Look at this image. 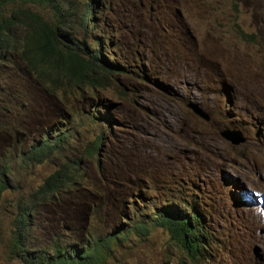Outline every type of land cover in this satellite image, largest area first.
I'll return each instance as SVG.
<instances>
[{"label": "rangeland", "instance_id": "374dc122", "mask_svg": "<svg viewBox=\"0 0 264 264\" xmlns=\"http://www.w3.org/2000/svg\"><path fill=\"white\" fill-rule=\"evenodd\" d=\"M91 1L87 41L121 67L94 94L112 120H89L72 139L84 202L63 213L41 209L34 244L69 235L71 222L82 224L74 216H88L108 193L123 210L138 192L158 206L197 202L210 249L191 261L156 227L129 234L106 264H264V0ZM85 2L51 0L37 10L51 17L53 5ZM12 74L6 67L0 76ZM191 101L208 112V121L187 107ZM225 127L240 130L246 141L232 144L220 135ZM98 133L100 151L88 157L84 144ZM64 160L53 156L23 171L24 190ZM11 210L0 209V264H23L8 256Z\"/></svg>", "mask_w": 264, "mask_h": 264}, {"label": "trees", "instance_id": "16d2710c", "mask_svg": "<svg viewBox=\"0 0 264 264\" xmlns=\"http://www.w3.org/2000/svg\"><path fill=\"white\" fill-rule=\"evenodd\" d=\"M50 1L0 0V75L6 67L14 72L0 76V209H12L8 256L23 264H106L129 234L147 235L158 226L191 258L202 255L210 249L209 229L197 202L171 200L152 204L145 212L150 197L138 192L124 206L127 211L119 210L109 193L92 204L88 216H74L82 224L71 222L65 230L69 235L34 244L41 209L63 213L84 202L78 182L83 174L71 140L84 120L111 121L98 108L105 105L103 100L96 101L94 94L121 68L105 57L99 44L87 41L92 4L53 5V15L44 17L37 8ZM101 138L97 134L88 142L85 153L97 154ZM55 154L65 158L61 165L40 185L24 190L22 172Z\"/></svg>", "mask_w": 264, "mask_h": 264}, {"label": "clouds", "instance_id": "9594fccd", "mask_svg": "<svg viewBox=\"0 0 264 264\" xmlns=\"http://www.w3.org/2000/svg\"><path fill=\"white\" fill-rule=\"evenodd\" d=\"M88 3L93 5V3H92L91 0H89ZM93 7H94V5H93ZM92 15H93V13L90 14V15H89V18L87 19V27H88V23H89V27H91V29H92V27H94V23H92V22L90 21ZM244 37H245V36H244ZM103 52H104V51H103ZM104 55H105V54H104ZM105 57H106V56H105ZM111 62H112V61H111ZM113 63H115V62H113ZM118 65H119V64H118ZM20 66H22V65H20ZM119 70H121V68H120ZM119 70H118V71H119ZM13 73H14V72H13ZM116 74H117V71H116ZM12 75H13V74H12ZM12 75H11V76H12ZM114 75H115V74H114ZM114 75L110 76L109 79H110L111 77H113ZM11 76H10V77H11ZM107 80H108V79H107ZM107 80H106L105 82H107ZM97 89H98V88H97ZM95 100L98 101V100H102V99H98V98H97V99H95ZM190 103L197 104V106H198L201 110H203L206 114H208V112H207L204 108L200 107L199 104H198L197 102H194V101L188 102V103H187V107H188V108H189L194 114L198 115L197 113H195V112H194V111L188 106V104H190ZM99 107H103V105H102V106H99ZM89 108H90V107H89ZM91 108H92V107H91ZM99 110H100V109H99ZM100 111H101V110H100ZM105 114H107V112H105ZM107 115H108V114H107ZM108 116H109V115H108ZM198 116H199V115H198ZM208 116H209V119H210V115H209V114H208ZM199 117H201V116H199ZM109 118L111 119V116H109ZM201 118H202V117H201ZM202 119H204V120H206V121L209 120V119L207 120V119H205V118H202ZM111 120H112V119H111ZM88 121H89V120H84V121H83V126H86ZM101 121H102V122H105V121H103L102 119H101ZM110 122H111V121H110ZM105 123H108V122H105ZM81 128H82V127H81ZM81 128H80L79 133H83V130H82ZM86 129H87V128H86ZM224 129H229V128H228V127H225ZM224 129H223V130H224ZM223 130H221V131H223ZM230 130L239 131V132L242 134V136L244 137V140H243L242 142H240V143H243V142L246 141V137L243 135V133H242L240 130H238V129H230ZM86 131H87V130H86ZM221 131H220V132H221ZM79 133L77 134V136H79ZM98 134H99V133H98ZM96 135H97V134H96ZM96 135H95V136H96ZM99 135H101V134H99ZM220 135H221V133H220ZM75 136H76V135H75ZM75 136H74V138H75ZM95 136H94V137H95ZM221 136H222V135H221ZM81 137H82V136H81ZM94 137H93V138H94ZM101 137H102V135H101ZM222 137H223V136H222ZM93 138H92V139H93ZM223 138H224V137H223ZM92 139H91V140H92ZM91 140H90V141H91ZM102 140H103V137L101 138V142H102ZM226 140H227V139H226ZM71 141H72V140H71ZM90 141L85 142L84 147H85L86 144H87L88 142H90ZM228 141H229V140H228ZM71 143H72V142H71ZM240 143H238V144H240ZM238 144H234V145H238ZM71 146H72V144H71ZM100 146H101V145H100ZM84 147H83V148H84ZM99 151H100V150H99ZM99 151H98V152H99ZM98 152H97V153H98ZM57 155H58V154H55V155H53V156H57ZM95 155H96V154H95ZM53 156H52V157H53ZM87 156H88V157H91V156H89L88 154H87ZM52 157H50V158H52ZM46 161H47V160H46ZM79 162H80V161H79ZM43 163H44V162H43ZM41 164H42V163H41ZM38 165H40V164H38ZM80 166H81V165H80ZM55 170H56V169H55ZM80 170H81L83 176L78 180L79 184L81 183V180H82L83 177H84V172H83V170H82V167H81ZM50 174H51V173H50ZM39 185H40V184H39ZM33 189H34V188H33ZM108 194H109V193H108ZM111 196L114 198L113 194H111ZM130 200H131V199H129L128 202H130ZM114 202H115V205H119V203L116 201L115 198H114ZM128 202H127V203H128ZM152 204H154V206L158 207L157 204H155V203H153V202L151 201V197H150L149 205H148V207H146L148 210H146V212H150V211H151V209H150L151 206H150V205H152ZM161 205H163V203H162ZM140 206H141V204H140ZM159 206H160V205H159ZM141 208H143V206H142ZM144 208H145V207H144ZM119 210H120V209H119ZM206 225H207V224H206ZM158 227H162V226H158ZM163 228H164V227H163ZM168 233H169V232H168ZM209 234H210V231H209ZM209 234H208V235H209ZM170 237H171V236H170ZM171 239H172V238H171ZM172 240H173L178 246H180V244H179L175 239H172ZM208 243H209V242H208ZM180 247H181V246H180ZM181 248H182V247H181ZM182 249H183V248H182ZM208 250H209V249H208ZM206 253H208V252H207V249H206L205 251L202 252V255H200V256H196V257H193V258H191L186 252H185V255H186V257H187L188 259H190L191 261H194V258H196V259L198 258V259H199V258H203V257H205ZM196 259H195V260H196ZM178 264H184L183 260L180 261Z\"/></svg>", "mask_w": 264, "mask_h": 264}, {"label": "water", "instance_id": "95a60500", "mask_svg": "<svg viewBox=\"0 0 264 264\" xmlns=\"http://www.w3.org/2000/svg\"><path fill=\"white\" fill-rule=\"evenodd\" d=\"M188 106L195 113H197L199 116H201L202 118H205L207 120L209 119L208 114H206L203 110H201L197 106V104L190 103V104H188ZM220 133L225 139L229 140L232 144H238V143H240V142H242L244 140V137L242 136V134L239 131H234V130H230V129H224Z\"/></svg>", "mask_w": 264, "mask_h": 264}]
</instances>
